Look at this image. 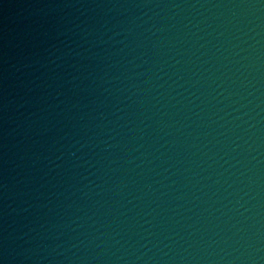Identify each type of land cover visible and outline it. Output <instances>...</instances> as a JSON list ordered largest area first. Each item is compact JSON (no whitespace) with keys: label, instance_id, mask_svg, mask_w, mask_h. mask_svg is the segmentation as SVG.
<instances>
[{"label":"water","instance_id":"obj_1","mask_svg":"<svg viewBox=\"0 0 264 264\" xmlns=\"http://www.w3.org/2000/svg\"><path fill=\"white\" fill-rule=\"evenodd\" d=\"M0 264H264V0H0Z\"/></svg>","mask_w":264,"mask_h":264}]
</instances>
